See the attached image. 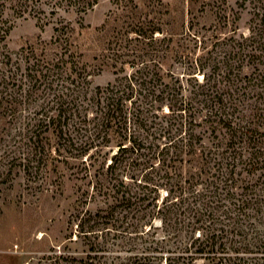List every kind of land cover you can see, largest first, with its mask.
I'll return each instance as SVG.
<instances>
[{
  "label": "trees",
  "instance_id": "1",
  "mask_svg": "<svg viewBox=\"0 0 264 264\" xmlns=\"http://www.w3.org/2000/svg\"><path fill=\"white\" fill-rule=\"evenodd\" d=\"M78 1L84 13L97 3ZM115 3L114 18L101 29L105 49L92 60L97 71L71 49L70 23L56 27L50 43L26 55L28 89L19 88L29 102L41 98L43 103L29 113L25 134H19L24 150L14 163L30 180L77 166L87 188L70 223H77L76 236L88 254L62 257L56 264H232L220 252L226 245L217 217L234 213L224 200L234 196L237 166L223 159L237 148L238 134L244 140L249 133L241 123L237 81L264 84V1L252 0L253 26L242 42L215 33L213 46L230 47L223 56L206 49L204 34L193 23L187 30L167 31L161 18L138 12L134 0ZM9 32L0 25V48ZM50 46L59 53L52 54ZM199 46L206 53L195 59ZM241 58H248L250 76L243 73L247 65H238ZM173 63L189 64L186 75L175 73ZM104 69L113 72L114 81L94 87L92 79ZM196 73L204 74L202 82ZM23 98L13 95L7 104L1 99L0 120L20 118L17 104ZM111 232L127 237L128 254L112 259L99 254Z\"/></svg>",
  "mask_w": 264,
  "mask_h": 264
},
{
  "label": "rangeland",
  "instance_id": "2",
  "mask_svg": "<svg viewBox=\"0 0 264 264\" xmlns=\"http://www.w3.org/2000/svg\"><path fill=\"white\" fill-rule=\"evenodd\" d=\"M88 1L97 3L86 13L82 9L83 2L78 0H32L28 6L25 0H7L5 7L0 8V25L10 29L4 47L0 48V100L4 99L6 103L13 95L18 98L25 96L17 104L22 112L20 118L13 122L10 119L8 122L0 120V264H56L62 257L80 259L88 254L87 246L76 236L77 223H70V217L76 213L80 193L87 189L86 182L80 180L82 175L77 176V166L64 167L61 174L37 173L30 180L18 168L19 163L13 160L22 156L25 139L19 134H25L23 129L29 113L36 112L43 103L41 98L29 102L24 91L28 89L24 79L28 50L42 49L51 42L56 27L70 23L74 47L71 49L83 54L84 60L95 71L98 70L94 66L96 61L92 60L105 49L101 29L108 19L114 18L117 5L115 0ZM134 1L139 7L138 12L151 14V19L161 18L164 30L174 31L183 27L187 30L193 23L195 29L204 34L206 49L214 48V52L222 56L230 47L222 42L220 46H213L216 32L222 33L221 40L234 37L235 41L242 42L241 37H248L253 26L252 0ZM189 45L195 49L194 43ZM200 46L194 53L195 59L206 53ZM49 50H53L54 55L59 53L55 46H50ZM237 61L240 67L247 65L243 73L250 76L253 69L247 64L248 58ZM188 65L173 63L172 69L183 77ZM206 73L211 75L209 70ZM196 77L202 82L204 74L196 73ZM114 79L113 72L104 69L94 76L92 83L94 87H105ZM263 85H254L253 81L242 78L234 88L240 95V111L244 114V122L241 123L247 124L249 133L244 140L239 133L235 139L237 148L224 154V164L232 159L237 166L234 196L224 200L225 205L235 210L230 216L217 217L218 229L222 230L224 238L221 243L226 245L225 249L221 246L220 252L228 254L232 264H264ZM223 133L218 132L221 139ZM207 136L210 137L209 134ZM158 142L165 143V140ZM226 149L224 147L222 151ZM12 168L13 172L10 171ZM161 194L162 199L165 192ZM245 204L248 206L243 210ZM108 242L99 252L101 256L112 259L131 250L125 244L127 237L119 233L111 232ZM197 264L207 262L200 260Z\"/></svg>",
  "mask_w": 264,
  "mask_h": 264
}]
</instances>
